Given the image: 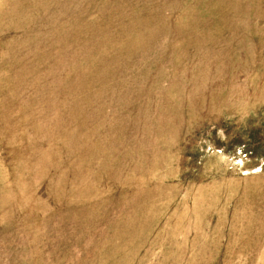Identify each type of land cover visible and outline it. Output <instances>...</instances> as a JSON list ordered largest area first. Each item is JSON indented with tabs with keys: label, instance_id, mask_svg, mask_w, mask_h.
Segmentation results:
<instances>
[{
	"label": "rangeland",
	"instance_id": "374dc122",
	"mask_svg": "<svg viewBox=\"0 0 264 264\" xmlns=\"http://www.w3.org/2000/svg\"><path fill=\"white\" fill-rule=\"evenodd\" d=\"M0 264H264V0H0Z\"/></svg>",
	"mask_w": 264,
	"mask_h": 264
}]
</instances>
